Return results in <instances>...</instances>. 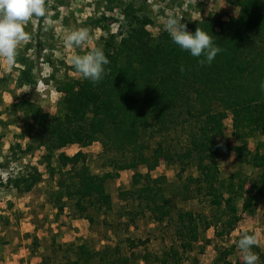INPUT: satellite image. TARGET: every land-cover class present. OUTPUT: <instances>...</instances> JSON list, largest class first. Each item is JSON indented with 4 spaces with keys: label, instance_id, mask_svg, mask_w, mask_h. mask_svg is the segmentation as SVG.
<instances>
[{
    "label": "trees",
    "instance_id": "16d2710c",
    "mask_svg": "<svg viewBox=\"0 0 264 264\" xmlns=\"http://www.w3.org/2000/svg\"><path fill=\"white\" fill-rule=\"evenodd\" d=\"M227 1L238 8L236 17H229L227 21L181 22L192 33L197 27L201 28L212 36L214 46L223 49L210 65L200 66L198 59L203 57L196 58L182 50L166 31L154 38L147 30L154 26V21L145 8L125 3L121 5L123 22L118 27L119 40L110 34L97 46L110 61L104 66L100 82L94 85L88 79L65 77L56 85L61 98L53 116L41 112L26 98L14 99L5 107L6 120H0V125L3 128L20 125L29 140L23 150L20 145L16 146L21 154L29 155L44 148L46 154L42 161L46 167L52 162L59 165L57 172H49L51 178L59 176L53 201L59 214L66 205L63 200L73 201L74 211L80 217H88L90 209L109 212L111 198L105 191V183L115 179L121 171H132L133 188L120 192L125 203L136 204L134 213L125 214L130 222L134 223L138 213L148 214L157 224L171 221L166 179L151 176L160 162L166 166L179 165V174L185 167L194 165L198 177H189L188 182L195 184V194L186 186L183 198L189 200L203 192L216 213L211 222L190 212L178 213L176 235L180 240L189 236L197 238L200 224L203 231L214 226L218 238L229 236L239 220L234 216L239 199L243 213L254 212L257 194L264 195V162H260L264 159L263 144L257 143L254 152L247 144L251 139L264 136V93L260 90L264 81V0ZM44 19L38 18V25ZM16 60L15 65L20 67L14 66L17 77L11 80L6 75L0 79V84L8 85L12 81L17 87L34 85L24 54H18ZM228 116L235 146L230 145L224 134L223 122ZM170 132L186 133L184 150L171 152L168 149L163 137ZM158 136L162 140L151 148L148 140ZM94 143L100 144V158L110 171L93 175L82 168L76 176L63 171L68 163L75 164L85 157L78 153L71 158L63 149L73 145L87 148ZM10 150L13 152L14 148ZM230 153L236 154L238 164L260 169L253 186L256 192L245 190L247 178L240 179L239 173L230 176L227 182L219 180L217 160L227 158ZM140 167L146 169L145 174L139 172ZM40 179L37 169H33V173L8 180V185L21 193L22 187L28 191L33 182ZM245 194L248 196L244 197ZM228 214L230 218L222 221V216ZM126 241L129 247L135 245L133 240ZM51 248L53 256L61 252L62 264H127L129 261L120 260L114 249L108 247L95 251L82 243L53 242ZM235 249L236 246H230L219 253L215 263L231 264L226 257ZM252 251L259 256L257 246H253ZM43 259L40 264L51 262L50 258ZM182 260L180 252L171 245L168 253L154 262L181 264ZM143 261L146 262V258ZM258 264H264L262 256Z\"/></svg>",
    "mask_w": 264,
    "mask_h": 264
},
{
    "label": "rangeland",
    "instance_id": "374dc122",
    "mask_svg": "<svg viewBox=\"0 0 264 264\" xmlns=\"http://www.w3.org/2000/svg\"><path fill=\"white\" fill-rule=\"evenodd\" d=\"M130 2L137 8H145L153 19L154 26L147 27V30L154 38L165 31L161 17H165L168 12L174 13L177 18L182 16L181 22L227 21L229 17L238 15V8L227 0H47L45 19L38 25V18L34 17L24 26L31 39L22 43L17 50L18 54H24L35 83L22 87H17L12 81L8 82V85L0 84V112H3L0 120H6L5 107L12 104L14 99L20 98L34 102L43 113L55 115L57 103L61 98V94L56 90L57 83L65 77L73 80L82 79L68 62V57L73 53L86 54L92 47L99 46L102 39L110 34H114L116 40H119L118 27L123 22L121 5ZM104 26L108 28L107 31L103 29ZM79 28L89 29L92 37L90 43L73 50L65 48L63 44L65 30ZM6 75L14 80L17 71L14 67L9 71L0 64V79ZM26 86L30 89L22 92ZM223 124L226 140L231 146H235L231 135L230 116ZM0 136V264H40L43 258H50L49 264H62L64 261L61 252L56 256L52 255L53 242L61 245L82 243L95 251L108 247L114 249L120 260L127 258L129 260L127 264L146 262L155 264L154 260L163 258L171 245L182 255L181 264H222L224 262L215 263L219 253L230 246H236L234 253L226 257V261L231 264H243L237 240L240 238L239 233L244 230L258 236L259 243L256 246L264 262V195L257 194L252 214L243 213L242 200L236 201L234 216L239 220L234 224V231L229 236L218 238L214 226L203 231V224H200L197 238L189 236L185 240H180L176 235V229L179 227L176 222L178 213L190 212L206 222H211L216 213L203 192L189 200L183 198L186 186L192 195L195 194V184L188 182L189 177H198L199 173L194 165L185 167L179 174V165L166 166L160 162L151 176L166 179V196L171 202V221L157 224L148 214L138 213L133 219L134 223L130 222L125 214L134 213L136 204L125 203L120 192L133 188L132 171H121L115 179L105 183V191L111 198L109 212L90 209L88 217H80L74 211L73 201L63 200L66 205L59 214L53 202L59 176L56 174L51 178L49 175L51 170L57 172L60 169L59 165L52 162L49 168L46 167L42 161L46 154L44 148L29 155L21 154L16 146L20 145L23 150L29 140L20 125L8 128L0 125ZM160 140H162L160 136L148 140L150 147L154 148ZM163 140L167 142L165 145L171 152H180L186 148L185 132L166 133ZM259 142L263 144L261 153L264 154V136L249 140L248 149L254 152ZM12 147L13 152L10 150ZM62 151L71 158L78 153L84 154L83 161L78 158V162L68 163L63 169L75 176L82 168H87L93 175H102L111 170L105 166V160L100 158L102 148L99 143L87 148L68 146ZM260 162H264V159L261 158ZM217 164L219 180L227 182L230 176L239 173L240 179L247 178L245 190L252 189L253 193L256 192L253 186L260 169L238 164L235 153H230L227 158H219ZM33 169H37L41 179L38 182L34 181L28 191L22 187L20 193L8 185V180L33 173ZM138 170L141 174L146 173L143 167ZM247 194L244 197H247ZM228 217L230 218V214L222 216V221L229 219ZM86 218L91 220L88 221ZM217 230H220V227H217ZM127 239L133 240L135 245L129 247ZM34 240L37 241L36 245ZM145 258L146 262L143 261Z\"/></svg>",
    "mask_w": 264,
    "mask_h": 264
},
{
    "label": "clouds",
    "instance_id": "9594fccd",
    "mask_svg": "<svg viewBox=\"0 0 264 264\" xmlns=\"http://www.w3.org/2000/svg\"><path fill=\"white\" fill-rule=\"evenodd\" d=\"M45 3L46 0H0V64L7 70L10 71L17 62L18 47L31 39L24 26L34 17H45ZM181 19L182 16L177 18L174 13L168 12L165 17H161L164 30L182 50L188 51L193 57H203L198 59L200 66L210 65L223 49L214 46L212 36L201 28L197 27L194 33L189 32ZM91 39L87 28L65 30L63 44L65 48L73 50L88 45ZM68 62L77 74L94 85L103 79L104 66L110 63L101 47H92L84 55L73 53L68 57ZM180 70L183 72L184 67L181 66ZM29 89L26 86L22 92ZM260 90L264 93V81H261ZM239 237L237 247L243 264H258L259 256L252 251V247L259 243L258 236L244 230L239 233Z\"/></svg>",
    "mask_w": 264,
    "mask_h": 264
}]
</instances>
